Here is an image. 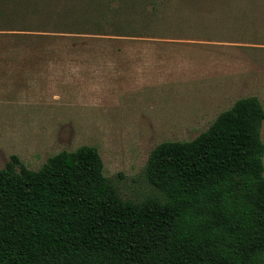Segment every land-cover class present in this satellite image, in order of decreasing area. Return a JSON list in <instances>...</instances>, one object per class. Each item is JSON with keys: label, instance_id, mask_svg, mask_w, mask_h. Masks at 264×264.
Here are the masks:
<instances>
[{"label": "trees", "instance_id": "16d2710c", "mask_svg": "<svg viewBox=\"0 0 264 264\" xmlns=\"http://www.w3.org/2000/svg\"><path fill=\"white\" fill-rule=\"evenodd\" d=\"M169 2L0 0V31L149 36ZM263 123L247 96L192 140L159 143L139 200L120 195L94 146L37 170L11 155L0 169V264H264Z\"/></svg>", "mask_w": 264, "mask_h": 264}, {"label": "rangeland", "instance_id": "374dc122", "mask_svg": "<svg viewBox=\"0 0 264 264\" xmlns=\"http://www.w3.org/2000/svg\"><path fill=\"white\" fill-rule=\"evenodd\" d=\"M169 1L149 36L0 31V47L20 54L0 62L35 69L2 74L0 169L11 155L37 170L94 146L120 195L139 200L156 145L192 140L239 98L264 109V0Z\"/></svg>", "mask_w": 264, "mask_h": 264}, {"label": "crops", "instance_id": "0c3cea01", "mask_svg": "<svg viewBox=\"0 0 264 264\" xmlns=\"http://www.w3.org/2000/svg\"><path fill=\"white\" fill-rule=\"evenodd\" d=\"M71 51V50H70ZM36 54V53H35ZM34 54V55H35ZM137 55V54H136ZM145 55H147V57H146V61H148V62H145V64H149V60H150V58L152 57L151 55V53H145ZM149 55V56H148ZM152 61V60H151ZM153 64H154V62H152ZM24 63H6V64H0V96H3V93H2V88H1V85L3 84L2 83V80L4 79V76L2 77V74H5V75H7V76H9V74H7L8 72H13V73H18V72H35V69H30V68H33V66L32 65H30V64H27V63H25L24 65H27V66H24L23 65ZM9 67V66H12V67H15V68H17L18 67V69H9V68H6V67ZM5 67V68H4ZM20 68L23 70V71H20ZM1 98V97H0ZM229 109V108H228ZM227 110V109H226ZM221 113V112H220ZM218 116V115H217ZM42 166V165H41ZM4 167V166H3ZM2 168V167H1Z\"/></svg>", "mask_w": 264, "mask_h": 264}]
</instances>
